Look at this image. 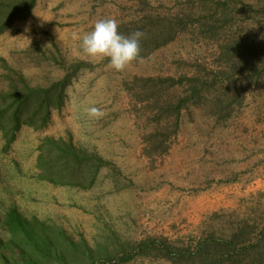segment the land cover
Listing matches in <instances>:
<instances>
[{
	"label": "rangeland",
	"instance_id": "obj_1",
	"mask_svg": "<svg viewBox=\"0 0 264 264\" xmlns=\"http://www.w3.org/2000/svg\"><path fill=\"white\" fill-rule=\"evenodd\" d=\"M147 1L151 12L173 16L209 0ZM234 2V26L223 36L264 39V0ZM140 16L135 0H39L28 20L0 35V58L27 80L61 75L56 63L50 71L42 69L52 53L67 65L83 64L48 128H24L8 149L0 136V264L2 257L13 256L3 228L12 208L27 220L58 228L77 246L84 243L94 264L105 256L112 259L107 264H117L122 244L147 237L190 244L212 231L221 236L237 226L236 218L264 225V73L256 80L246 72L234 79L242 103L225 122L198 108L183 113L170 151L152 165L142 153V138L152 126L137 117L123 84L135 77L178 79L217 72L223 39L186 32L122 72L107 58L82 52L81 38L97 20L114 18L119 26ZM39 49L47 56L39 57ZM5 87L0 78V89ZM91 106L100 107L104 116L89 118L85 109ZM46 137H71L76 146L104 161L89 189L38 179V146ZM79 249L70 251L72 258L77 256L74 264H92ZM126 264L170 263L137 257Z\"/></svg>",
	"mask_w": 264,
	"mask_h": 264
},
{
	"label": "trees",
	"instance_id": "obj_2",
	"mask_svg": "<svg viewBox=\"0 0 264 264\" xmlns=\"http://www.w3.org/2000/svg\"><path fill=\"white\" fill-rule=\"evenodd\" d=\"M38 1L0 0V35L15 23L28 20ZM135 1L141 16L120 24L118 31L126 36L136 30L145 33L141 41L142 59L190 31H197L205 39H223L218 54L222 66L217 72L203 76L195 73L178 79L135 77L123 84L134 102L137 117H143L152 126L151 132L142 138V153L153 165L156 158L170 151L178 136L183 113L190 108H198L217 122L231 117L234 107L242 103V91L236 93L234 79L246 72L256 80L264 73V39L260 40L257 35L223 36L227 28L234 26L237 13L234 0L201 1L195 9L173 16L151 12L153 9L147 0ZM46 52L39 49V57H46ZM54 54L46 64L43 61L42 69L50 71L56 63L61 75L48 76L42 82L27 80L0 58V78L6 81L5 89H0V136L5 149L10 148L24 128L35 131L48 128L54 113L64 107L66 89L83 64L67 65L64 60L59 62ZM104 166L98 155L76 146L71 137H46L38 146V179L52 185L89 189ZM236 221L237 226L221 236L212 231L190 244L170 242L163 237L124 243L116 255L119 256L116 263L126 264L143 257L170 264H264V225L258 227L255 222L250 224L249 220L237 218ZM3 228L9 235L7 249L13 254L12 258L2 257L3 264H74L77 256L72 258L70 251H78L79 247L83 255H88L89 261L95 263L92 251L84 243L77 246L58 228L36 218L27 220L16 208L4 216ZM109 261L112 259L105 256L99 262L107 264Z\"/></svg>",
	"mask_w": 264,
	"mask_h": 264
},
{
	"label": "clouds",
	"instance_id": "obj_3",
	"mask_svg": "<svg viewBox=\"0 0 264 264\" xmlns=\"http://www.w3.org/2000/svg\"><path fill=\"white\" fill-rule=\"evenodd\" d=\"M114 18H102L95 22L91 31L86 32L80 41V48L89 57L107 58L110 66L122 72L134 61L142 59L141 41L145 33L136 30L130 35L118 31ZM87 116L99 119L104 116L100 107L91 106L85 109Z\"/></svg>",
	"mask_w": 264,
	"mask_h": 264
}]
</instances>
